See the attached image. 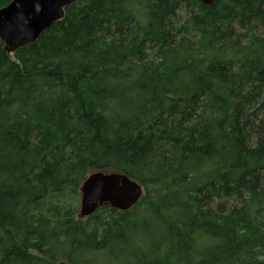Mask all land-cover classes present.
I'll return each instance as SVG.
<instances>
[{"label":"trees","instance_id":"obj_1","mask_svg":"<svg viewBox=\"0 0 264 264\" xmlns=\"http://www.w3.org/2000/svg\"><path fill=\"white\" fill-rule=\"evenodd\" d=\"M94 171L144 195L80 218ZM105 250L264 264V0H79L35 42L0 40V264Z\"/></svg>","mask_w":264,"mask_h":264},{"label":"water","instance_id":"obj_2","mask_svg":"<svg viewBox=\"0 0 264 264\" xmlns=\"http://www.w3.org/2000/svg\"><path fill=\"white\" fill-rule=\"evenodd\" d=\"M79 0H11L0 8V40L7 51L35 42L55 22L62 19L65 8ZM206 6L217 0H201ZM137 180L121 172L94 171L80 186L79 217L87 218L109 204L120 211L132 209L144 195ZM58 264H68L62 261Z\"/></svg>","mask_w":264,"mask_h":264},{"label":"rangeland","instance_id":"obj_3","mask_svg":"<svg viewBox=\"0 0 264 264\" xmlns=\"http://www.w3.org/2000/svg\"><path fill=\"white\" fill-rule=\"evenodd\" d=\"M76 203H77V215L79 216L80 206H81V194H80V197H79V199H78V201ZM118 256H119V254H116L115 252H109L108 253V251L105 250V251H102V252H99V253H96V254H91L89 256L88 264H92V262H94L93 264H115L117 262H114V260L112 258L118 257ZM62 261H64V260H59L55 264H58V263H60ZM122 264H124V263H122Z\"/></svg>","mask_w":264,"mask_h":264}]
</instances>
